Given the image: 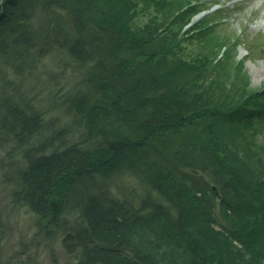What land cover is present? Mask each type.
Listing matches in <instances>:
<instances>
[{
  "label": "trees",
  "instance_id": "trees-1",
  "mask_svg": "<svg viewBox=\"0 0 264 264\" xmlns=\"http://www.w3.org/2000/svg\"><path fill=\"white\" fill-rule=\"evenodd\" d=\"M200 1L0 0L15 195L76 264H264V95L224 59L185 51L206 18L184 32L191 10L179 12ZM136 12L148 20L135 24ZM67 70L74 89L62 87ZM55 79L72 129L52 125L29 89ZM124 176L145 190L138 199L113 192Z\"/></svg>",
  "mask_w": 264,
  "mask_h": 264
},
{
  "label": "rangeland",
  "instance_id": "rangeland-1",
  "mask_svg": "<svg viewBox=\"0 0 264 264\" xmlns=\"http://www.w3.org/2000/svg\"><path fill=\"white\" fill-rule=\"evenodd\" d=\"M197 6H190L186 10L181 7L179 12L183 14L191 10L189 15L186 14L187 24L181 26L184 32L201 18H206L186 35L185 51L190 55L208 51L214 54L216 60L224 59V62H229L233 74L241 73L239 77L245 82L249 81L250 93L264 95V0H202ZM203 13L205 15L199 18ZM146 14L136 12L134 23H145L148 20ZM207 23L212 25L213 30L207 35L205 33V37L199 36V31H203ZM45 66L59 72L62 65L58 66L56 60L49 57L45 60ZM71 74L67 70V79L62 86L64 89H74L79 82V78L74 79ZM60 88L61 84L55 79L50 88L36 85L29 89L35 93L33 97L40 112L45 113L47 120H54L52 125L59 130L68 120L72 129L76 121H72L64 108ZM239 94H243V91ZM254 129L259 133V144L264 145V121L259 124L257 120ZM9 148L7 135L0 131V264H76L74 255L69 254L63 246L62 233L45 227L25 201L15 195L13 181L19 171L16 165L20 164L21 159L17 149L12 148L9 154ZM121 180L123 185L119 188L115 183L111 184L118 196L130 193L138 199L137 196L145 191L133 178L124 176ZM212 185L218 192L215 184ZM76 215L73 211L63 218L71 221Z\"/></svg>",
  "mask_w": 264,
  "mask_h": 264
},
{
  "label": "bare ground",
  "instance_id": "bare-ground-1",
  "mask_svg": "<svg viewBox=\"0 0 264 264\" xmlns=\"http://www.w3.org/2000/svg\"><path fill=\"white\" fill-rule=\"evenodd\" d=\"M204 15H205L204 13H203V14H201V15L199 16V18H200V17H202V16H204Z\"/></svg>",
  "mask_w": 264,
  "mask_h": 264
},
{
  "label": "water",
  "instance_id": "water-1",
  "mask_svg": "<svg viewBox=\"0 0 264 264\" xmlns=\"http://www.w3.org/2000/svg\"><path fill=\"white\" fill-rule=\"evenodd\" d=\"M215 189V188H214Z\"/></svg>",
  "mask_w": 264,
  "mask_h": 264
}]
</instances>
